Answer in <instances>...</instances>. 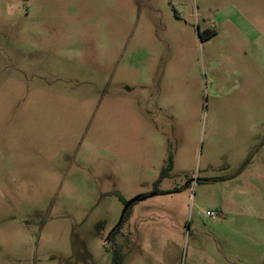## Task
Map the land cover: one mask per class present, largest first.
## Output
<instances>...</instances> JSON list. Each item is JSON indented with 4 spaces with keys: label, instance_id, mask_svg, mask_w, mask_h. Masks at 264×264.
<instances>
[{
    "label": "rangeland",
    "instance_id": "1",
    "mask_svg": "<svg viewBox=\"0 0 264 264\" xmlns=\"http://www.w3.org/2000/svg\"><path fill=\"white\" fill-rule=\"evenodd\" d=\"M116 252L264 264V0H0V264Z\"/></svg>",
    "mask_w": 264,
    "mask_h": 264
},
{
    "label": "trees",
    "instance_id": "2",
    "mask_svg": "<svg viewBox=\"0 0 264 264\" xmlns=\"http://www.w3.org/2000/svg\"><path fill=\"white\" fill-rule=\"evenodd\" d=\"M163 174H164V173H163ZM161 176H162V174H161ZM157 194H158V193H157ZM147 197H148V196H141V197H139V198L142 200V199L147 198ZM135 203H136V202H135ZM135 203H133V204L129 207V209H128L127 212L125 213L124 217L122 218L120 224H119V225H118V226L112 231L110 237H112V235H114V233L120 228V226H121V224L124 222V220L129 216L130 211H131V208H132V206H133ZM124 204H126V202H124ZM118 263H119V256H118V253L116 252V253H115V257H114V264H118Z\"/></svg>",
    "mask_w": 264,
    "mask_h": 264
},
{
    "label": "water",
    "instance_id": "3",
    "mask_svg": "<svg viewBox=\"0 0 264 264\" xmlns=\"http://www.w3.org/2000/svg\"><path fill=\"white\" fill-rule=\"evenodd\" d=\"M139 201H141V199H140L139 197H136V198H134V199L128 201V202L125 204V206H124V208H123V210H122V213H121V217H120L119 224H120L122 218L124 217L125 213H126L127 210L129 209V207H130L133 203H135V202H139ZM119 224H118V225H119Z\"/></svg>",
    "mask_w": 264,
    "mask_h": 264
},
{
    "label": "crops",
    "instance_id": "4",
    "mask_svg": "<svg viewBox=\"0 0 264 264\" xmlns=\"http://www.w3.org/2000/svg\"><path fill=\"white\" fill-rule=\"evenodd\" d=\"M156 195H157V194H156ZM154 196H155V195H154ZM132 207H133V206H132ZM135 217H136L135 211L131 208L130 214H129V216H128V220H129V221H134ZM209 260L211 261L212 259L209 258ZM210 264H217V263L214 262V260H212V263H210Z\"/></svg>",
    "mask_w": 264,
    "mask_h": 264
},
{
    "label": "built area",
    "instance_id": "5",
    "mask_svg": "<svg viewBox=\"0 0 264 264\" xmlns=\"http://www.w3.org/2000/svg\"><path fill=\"white\" fill-rule=\"evenodd\" d=\"M207 215L210 216L211 218H216L217 217L213 213H207Z\"/></svg>",
    "mask_w": 264,
    "mask_h": 264
}]
</instances>
